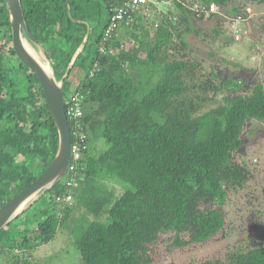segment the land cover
I'll return each mask as SVG.
<instances>
[{
	"label": "trees",
	"instance_id": "trees-1",
	"mask_svg": "<svg viewBox=\"0 0 264 264\" xmlns=\"http://www.w3.org/2000/svg\"><path fill=\"white\" fill-rule=\"evenodd\" d=\"M171 1L176 11L166 6V13L147 20L136 15L131 29L105 42L115 0H20L26 24L57 77L82 43L86 24L80 20L90 28L62 84L66 108L73 92L83 95L78 122L85 148L76 168L0 229V256L10 264H40L32 251L69 224L82 264H151L152 244L164 233L172 232L171 246L183 247L224 228L228 192L251 177L248 164L234 154L242 147L246 122H264V86L248 89L242 78L222 77L213 67L205 71L186 56L187 35L199 36L197 23L220 24L221 14L242 17L243 1L264 0ZM209 2L219 12L206 16L205 9L193 8ZM93 27L98 30L92 37ZM0 31L1 206L51 162L58 134L37 77L12 48L4 0ZM174 36L179 47L171 50ZM111 46L115 51L109 52ZM12 56L16 68L8 65ZM215 99L218 104L208 107ZM68 121L72 130L75 120ZM101 141L106 145L97 148ZM70 177L75 184L67 187ZM114 178L130 184L119 195L106 186ZM242 258L264 264V244L234 246L225 263L200 264Z\"/></svg>",
	"mask_w": 264,
	"mask_h": 264
},
{
	"label": "rangeland",
	"instance_id": "rangeland-1",
	"mask_svg": "<svg viewBox=\"0 0 264 264\" xmlns=\"http://www.w3.org/2000/svg\"><path fill=\"white\" fill-rule=\"evenodd\" d=\"M158 5L163 10L161 14H164L167 10L166 5L163 3ZM240 6L244 15L238 23L229 17L225 18L222 14L219 16L223 19L220 24L213 20L197 23L200 33L199 36L187 35L189 47L186 49V56L195 58L205 71L213 67L222 77L226 75L234 79H244L248 89L256 83L264 86V3L243 1ZM173 7L168 8L172 12L176 11ZM150 22V30L154 33L155 21ZM214 23L218 27L216 31L213 28ZM234 23L238 31L233 35ZM97 30L98 27H93L92 37ZM175 47H179V44L174 36L171 50ZM8 55L9 52L6 56ZM16 63L15 57L8 58V65L16 68ZM14 72L16 73V69ZM221 96L222 94L217 95L218 98ZM216 104L217 99L208 107ZM242 139V147L234 156L248 164L251 177L243 187L228 192L224 205L226 218L224 228L207 240L183 247L171 246L172 232L164 233L152 244L154 259L151 264H200L206 259H218L225 263L227 252L234 246L264 244V122L255 119L246 122ZM105 145L101 141L96 147L103 148ZM39 160H35L33 165L38 167ZM114 179L119 183L120 180ZM116 182L111 180L106 182V186L113 188L116 195L122 193V187L130 185L122 181L121 185ZM79 213L80 210L76 211L75 215L78 216ZM71 227L69 224L68 227L58 228L53 239L32 251L33 259L40 264H82L74 242L76 234L70 233ZM10 263V259L0 256V264ZM233 264L248 263L242 258Z\"/></svg>",
	"mask_w": 264,
	"mask_h": 264
},
{
	"label": "water",
	"instance_id": "water-1",
	"mask_svg": "<svg viewBox=\"0 0 264 264\" xmlns=\"http://www.w3.org/2000/svg\"><path fill=\"white\" fill-rule=\"evenodd\" d=\"M4 5L10 22L12 48L17 58L35 74L39 81L57 129L58 146L53 159L43 172L0 206V229L33 204L66 173L71 152V131L65 112L62 84L77 54L83 49L90 28L87 21L80 20L86 24L82 43L72 55L65 72L57 77L50 59L26 24L20 0H4ZM68 15L72 18L69 8Z\"/></svg>",
	"mask_w": 264,
	"mask_h": 264
},
{
	"label": "built area",
	"instance_id": "built-area-1",
	"mask_svg": "<svg viewBox=\"0 0 264 264\" xmlns=\"http://www.w3.org/2000/svg\"><path fill=\"white\" fill-rule=\"evenodd\" d=\"M160 3H163L168 7L173 6L171 0H115V2L112 3L110 7L111 15L108 24L104 29L102 41H113L114 38L119 36V33L122 29H125V27L131 29L133 23L135 22L136 15H141L144 20H147L152 16V14L156 12L161 14L162 10L158 5ZM193 8L196 10H199L200 8L205 9L206 16L214 12H219V6L214 2H209L206 4V6H201V4L195 3ZM241 19L242 17L238 15L236 18H234V21L238 23ZM153 21H155L154 26L156 28L158 20L154 19ZM236 27L237 25L234 23L232 30L233 35L238 31V28ZM124 44L125 43H123V46ZM108 50L109 52L115 51L112 46L109 47ZM82 99V94L73 92L69 96L67 108L65 107L67 118L75 120V127L71 130V137L73 136V140L71 139V152L67 171L73 170L77 167L76 163L82 155L81 148H85L83 145L85 134L83 133L81 125H79L78 122V119L82 116ZM71 184H75V182L70 177L66 182V186L69 187ZM65 199L71 200V196L66 195Z\"/></svg>",
	"mask_w": 264,
	"mask_h": 264
},
{
	"label": "clouds",
	"instance_id": "clouds-1",
	"mask_svg": "<svg viewBox=\"0 0 264 264\" xmlns=\"http://www.w3.org/2000/svg\"><path fill=\"white\" fill-rule=\"evenodd\" d=\"M71 131V130H70ZM71 139H72V137H71ZM67 171V170H66Z\"/></svg>",
	"mask_w": 264,
	"mask_h": 264
}]
</instances>
